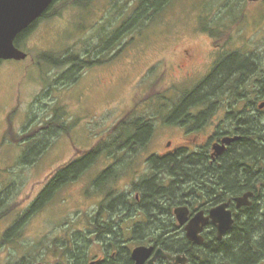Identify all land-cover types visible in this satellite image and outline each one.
Returning <instances> with one entry per match:
<instances>
[{
	"label": "rangeland",
	"instance_id": "374dc122",
	"mask_svg": "<svg viewBox=\"0 0 264 264\" xmlns=\"http://www.w3.org/2000/svg\"><path fill=\"white\" fill-rule=\"evenodd\" d=\"M141 1L56 0L49 16L20 41L18 47L29 57L1 60L0 264H69V237L87 239L82 216L93 200L84 195V176L70 184L58 182L55 194L39 203L41 188L95 145L113 148L126 142L134 121L154 112L143 105L166 100L169 85L184 79L177 68L181 48L191 49L193 64L204 69L216 51L213 40L231 39L230 48L249 42L258 62L252 72L262 68L257 77L264 79V0H171L142 31L130 23L122 29ZM204 24L213 31H205ZM166 64L169 75L161 77ZM217 95L223 103L231 94ZM251 95L252 101L260 96ZM261 102L262 97L256 105ZM172 136L177 142L190 138L157 129L146 146L133 139L127 146L161 150ZM8 165L17 166L4 171Z\"/></svg>",
	"mask_w": 264,
	"mask_h": 264
},
{
	"label": "flooded vegetation",
	"instance_id": "af4514ba",
	"mask_svg": "<svg viewBox=\"0 0 264 264\" xmlns=\"http://www.w3.org/2000/svg\"><path fill=\"white\" fill-rule=\"evenodd\" d=\"M229 40L231 39L223 44L213 40L216 51L204 69H198L199 66L193 64L195 53L191 49L181 48L182 62L177 68L184 74V79L169 85L166 100L143 105V108L154 109V112L147 118L134 121V129L130 127V132L134 130V133H126V142L113 148H98L95 145L62 170L55 171L47 185L41 188L38 198L52 187L46 197L42 198L41 202H46L55 194L58 182L61 185L63 182L70 184L84 176V195L87 200H93L82 216L85 233L88 235L82 241L84 244L74 239L75 233L69 237V264H138L133 253L141 245L153 247L142 264H151L159 249L173 255H186L187 263L179 264H193L182 248L170 250L168 245L174 242L180 247H193L196 243L187 236V223L199 211H204L207 216L213 207L233 198L221 195L223 189L232 185L225 177L230 166L227 158L240 145L237 142L243 138L242 125L246 128L253 121L264 125L263 102L256 105L261 96L252 101L251 95L253 92L264 91V79L257 77L263 69L255 68V72H252L253 64L257 66L258 62L252 59L249 42L230 48ZM28 57L29 54L26 58ZM166 66L165 68L163 65L159 76L169 75L168 65ZM4 76L7 77V73L2 75ZM253 77L256 80L253 81ZM253 86L256 88H252ZM179 90L183 92L175 98ZM206 91L212 92L213 100L196 99L197 93ZM219 92L231 95L221 103L216 99ZM139 106L138 104L131 109L137 110ZM5 113L3 121L7 122V110ZM8 120L12 125L11 116ZM157 129H163L169 136L180 131L183 138H190L185 142H177L173 136L169 137L161 150L133 149L127 146L132 139L146 146ZM140 131H144L141 136L138 135ZM234 136L239 137L230 143H224L226 137ZM3 137L5 138L4 135ZM3 140L2 138L1 142ZM20 141L22 143L25 138L21 137ZM216 145H224L220 154L216 153ZM99 158H103V165L93 171L92 167ZM204 160L209 163L207 167L202 164ZM79 162L81 164L75 165ZM186 164L188 167L184 169L183 165ZM246 165L250 169V165ZM16 166H5L4 171H7V167L9 169ZM22 166L20 164L19 168ZM194 168L196 173H190ZM66 169L69 170L68 176L59 180L61 172ZM204 171L212 173V197L204 196L200 190L203 183L196 174L200 175ZM237 185L241 188L248 186L239 182ZM172 187L191 190L178 195L172 205ZM178 206L189 208V218L185 224H180L175 214ZM229 208L233 210L235 218L243 210L238 209L234 201ZM232 228L224 237L231 234ZM202 234L205 239L218 236V227L211 219L204 225ZM178 240L182 242L178 243ZM153 264L175 262L159 256Z\"/></svg>",
	"mask_w": 264,
	"mask_h": 264
},
{
	"label": "trees",
	"instance_id": "16d2710c",
	"mask_svg": "<svg viewBox=\"0 0 264 264\" xmlns=\"http://www.w3.org/2000/svg\"><path fill=\"white\" fill-rule=\"evenodd\" d=\"M88 1L89 0H75L78 4H86ZM160 1L161 0H155L153 4L152 0H142L138 10L130 18V22L124 24L122 29L130 23L133 28L136 27L142 31L147 23L157 19L156 17L161 14L165 4L170 3L171 0H164L163 3ZM49 10L41 18L49 16ZM152 11L154 14L151 13ZM51 15L52 14H50V16ZM37 22L38 21L33 23L17 37L15 42L18 46L24 35L27 34ZM203 29L207 31L211 28H207V25H205ZM211 30L213 31V29ZM119 31H122L121 28L118 32ZM72 61L76 62V57L75 59L73 57ZM84 63L89 65L87 62ZM262 85L264 87V80ZM207 94L212 95V92L206 91L204 93H197L196 99H210V96L206 97ZM258 94L264 99V91ZM241 127L243 138L241 141L237 142V144L240 145L234 148V151L227 158L230 166L227 168L228 170L225 177L232 185L223 189L224 192L221 193V195L227 198L252 190L255 192L252 198L253 204L243 208L242 213L240 212V214L236 216L231 234L221 240L217 239V237H206L201 245L194 244L193 247L188 248L177 246L171 241L172 243L168 245V247L171 248L170 250L182 248V251L189 255L193 264H264V126L259 122L253 121L251 125H246V128L244 125ZM143 133L144 131H140L138 135L141 136ZM79 164L81 163H75V165ZM202 164L204 167L209 165L205 160ZM246 164L250 165V169ZM187 165L188 164H186V166L183 165V168L186 169L188 167ZM243 169H245V171ZM209 171H204L200 175L196 174V176L197 178L200 176L199 179L203 183V188H199L203 191V195L212 197V173ZM68 172L69 170L67 169L62 171L59 180L67 177ZM190 173H196V168L190 171ZM237 181L243 185L248 184V186L242 188L238 187ZM51 190L52 187L47 189L45 194L39 198L38 202L41 203L42 198L46 197ZM188 190L191 189H176L172 187L170 190L172 205H174L173 202L178 198V195ZM179 242L180 240H178V243Z\"/></svg>",
	"mask_w": 264,
	"mask_h": 264
},
{
	"label": "water",
	"instance_id": "95a60500",
	"mask_svg": "<svg viewBox=\"0 0 264 264\" xmlns=\"http://www.w3.org/2000/svg\"><path fill=\"white\" fill-rule=\"evenodd\" d=\"M54 0H0V60L2 59H25L27 52L16 45L18 35L38 20L52 5ZM255 2L259 0H249ZM264 106V103L261 104ZM239 136L226 137L224 143H230ZM216 153L220 154L224 149V145L215 146ZM255 192L250 190L241 195L234 196L226 202H223L210 210L209 215L205 216L204 211H199L186 225L188 238L196 244H202L205 240L202 231L204 225L211 219L218 227L219 240L223 239L225 233L229 231L234 222L235 217L233 210L229 208L232 201L236 203L237 208L251 206L252 198ZM175 214L180 224H185L189 218V208L187 206H178L175 208ZM153 247L139 246L134 250V257L138 264H142L143 260L148 258ZM167 257L175 262L187 263L186 255H173L159 249L151 260V264L157 257ZM35 264H50L47 262H37Z\"/></svg>",
	"mask_w": 264,
	"mask_h": 264
},
{
	"label": "bare ground",
	"instance_id": "6f19581e",
	"mask_svg": "<svg viewBox=\"0 0 264 264\" xmlns=\"http://www.w3.org/2000/svg\"><path fill=\"white\" fill-rule=\"evenodd\" d=\"M238 157V156H237ZM219 264V263H218Z\"/></svg>",
	"mask_w": 264,
	"mask_h": 264
}]
</instances>
